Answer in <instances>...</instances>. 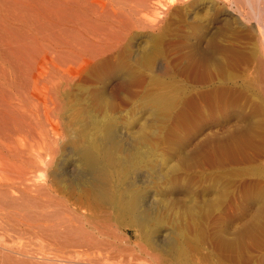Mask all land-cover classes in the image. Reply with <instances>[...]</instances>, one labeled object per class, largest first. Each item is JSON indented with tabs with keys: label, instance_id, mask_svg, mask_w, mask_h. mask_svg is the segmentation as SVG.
I'll list each match as a JSON object with an SVG mask.
<instances>
[{
	"label": "bare ground",
	"instance_id": "bare-ground-1",
	"mask_svg": "<svg viewBox=\"0 0 264 264\" xmlns=\"http://www.w3.org/2000/svg\"><path fill=\"white\" fill-rule=\"evenodd\" d=\"M156 98L186 119L203 208L245 186L238 240L264 237V0H0V264H231L133 242L159 218L125 115Z\"/></svg>",
	"mask_w": 264,
	"mask_h": 264
},
{
	"label": "rangeland",
	"instance_id": "rangeland-1",
	"mask_svg": "<svg viewBox=\"0 0 264 264\" xmlns=\"http://www.w3.org/2000/svg\"><path fill=\"white\" fill-rule=\"evenodd\" d=\"M163 61L160 58L155 69L159 76L155 87L157 91L163 90L162 94L169 87V71L166 64L162 65ZM158 99L147 103L142 99L136 111L125 115L127 146L133 147L141 162L133 180L138 187L148 189L149 195L154 193L155 216L159 218L153 228L154 242L136 237L133 242L146 246L158 256H214V260L231 264H260L264 256V237L244 235L238 240L243 224L250 217L246 187L232 189L221 209L208 213L202 206L204 181L198 175L192 179L189 176L186 153L191 134L186 119L181 113L175 116L170 110L161 109ZM150 106L158 109L152 112ZM198 137L197 131L194 145ZM131 233L137 236L140 232L132 229ZM119 234L126 237L125 231ZM172 240L176 244L175 253L168 248Z\"/></svg>",
	"mask_w": 264,
	"mask_h": 264
}]
</instances>
